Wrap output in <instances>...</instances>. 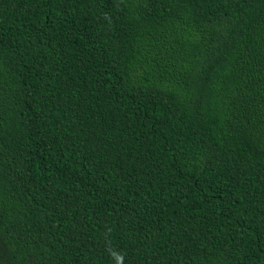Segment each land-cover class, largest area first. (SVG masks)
<instances>
[{
	"label": "trees",
	"instance_id": "obj_1",
	"mask_svg": "<svg viewBox=\"0 0 264 264\" xmlns=\"http://www.w3.org/2000/svg\"><path fill=\"white\" fill-rule=\"evenodd\" d=\"M0 264H264V0H0Z\"/></svg>",
	"mask_w": 264,
	"mask_h": 264
}]
</instances>
